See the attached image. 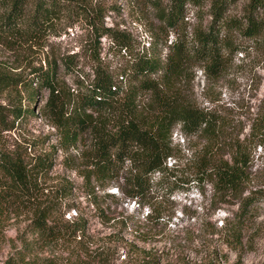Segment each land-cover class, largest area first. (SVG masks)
<instances>
[{
  "label": "trees",
  "instance_id": "trees-1",
  "mask_svg": "<svg viewBox=\"0 0 264 264\" xmlns=\"http://www.w3.org/2000/svg\"><path fill=\"white\" fill-rule=\"evenodd\" d=\"M82 1L0 0V42L9 49L21 51L26 43H39L57 19L77 14L89 21L96 39L109 36L118 52L125 50L128 56L112 67L102 58L100 41L91 42V72L74 90L60 76L62 64L67 69L72 65L73 53L47 56L46 66L30 60L12 66L0 60V95L24 89L33 97L41 88L49 89L41 112L55 126L57 137L51 148L35 146L34 152L0 144V226L11 215L25 213L29 218L19 234L20 245H13L0 264H58L54 254H45L56 239L66 242L68 251L66 262L59 264H160L159 254L139 240L169 225L177 186L206 181L218 200L236 208L220 224L203 220L201 230L216 237L206 242L208 256L202 263L228 264L229 251H235L240 264L253 248L248 230L256 204L264 198V191L252 185L254 155L264 147V94L246 129L244 121L237 123L199 105L186 81L194 78V67L214 80L232 54L264 46V0H244L242 5L241 0H169L165 5L154 0L160 24L152 27L151 53H135L128 33L104 27L102 10L90 13ZM188 4L208 7L210 16L192 31L181 26ZM172 30L177 33L174 39ZM159 44L167 47L164 55L157 50ZM27 110L22 100L0 99V134ZM178 126L190 140H202L188 157L190 171H182L177 160L173 133ZM56 149L65 153L61 162L82 176L99 219L121 225L113 231V243L100 237L101 243L91 246L89 218L73 197L74 181L54 170ZM114 184L117 192L106 189ZM132 199L139 208L148 205L142 220L118 210L119 203ZM71 210L73 215H66ZM130 222L133 237L126 235Z\"/></svg>",
  "mask_w": 264,
  "mask_h": 264
},
{
  "label": "rangeland",
  "instance_id": "rangeland-1",
  "mask_svg": "<svg viewBox=\"0 0 264 264\" xmlns=\"http://www.w3.org/2000/svg\"><path fill=\"white\" fill-rule=\"evenodd\" d=\"M157 1L162 5L169 2V0ZM243 2L244 0H241L239 5ZM82 3L90 13L99 8L102 10L104 27H112L128 33L135 53L152 52V27L160 24L156 16L154 0H83ZM206 11L208 7L199 8L188 4L185 22L181 26L192 31L200 21L206 23L210 19ZM201 17L202 20H200ZM176 36L177 33L172 30L170 39ZM99 39H96L95 33L92 32L89 21L82 15L76 14L70 18L57 19L39 43H26L21 51L9 49L5 43L0 42V60L12 66L29 60L46 66L45 57L47 56L51 58L53 55L58 56L65 52L73 53L72 65L67 69L62 64L60 76L65 84L74 90L82 83L80 81L86 80L88 73L91 72L89 66L91 42L100 41L102 58L112 67H118L128 59L127 52L125 50L118 52L109 36H100ZM157 50L164 55L167 47L159 44ZM230 59L224 72L214 80H207L201 68L194 67L191 73L194 78L186 81V86L189 89L188 92H194L199 105L217 109L237 123L244 121L247 129L248 121L252 116L251 111L256 109L257 103L264 94V46L251 45L243 53L232 54ZM18 69L20 70L21 67ZM48 95L49 89L46 87L41 88L33 97L24 89L8 90L0 95V99L4 102L22 100L23 105L28 107L24 116L15 121L13 128L4 130L0 134L1 145H6L10 149L24 151L27 149V151L34 152L35 146L39 149H48L57 142L55 126L41 112ZM145 98V95L140 97L142 101H145ZM173 137L180 157L172 158L170 162L177 158L182 171H190V164L187 163L188 157L192 156L191 154L200 146L202 140L197 138L190 140L185 137L181 134L179 126L174 130ZM64 155L61 149L54 151V170L67 175L74 181L73 197L76 203H80L87 211L89 218L90 237L88 239L91 246L94 247L97 243H101L100 237L113 243V240H117L115 235L112 237L113 231L119 230L121 225L103 223L99 219L93 210V205L88 200L89 196L82 184V176L77 169L66 167L61 162ZM253 171L252 185L264 191V147L259 146L255 152ZM201 188L205 189L204 193H201ZM106 189L117 192V185H109ZM113 202L116 203L115 199ZM128 202L130 203H119L118 210L123 211L124 214H135V219L142 220L143 212L148 205L139 208L137 203L134 204L133 199ZM216 203H222L220 204L222 207L215 208ZM256 205L248 230V239L252 242L253 248L245 253L240 264H264V198L259 199ZM173 208L175 213L166 229L148 240H139V243L159 254L160 264H203V259L208 256L205 244L216 237L214 234L201 230L203 220L217 221L220 224L223 218L236 208V205L218 200L213 194L212 183L206 181L201 186L196 182L191 186L188 184L177 186L174 192ZM73 213L74 210H71L66 215L71 216ZM28 222L27 214L22 213L17 216L11 215L0 226L1 262L14 250L13 245H20L19 234L25 231ZM132 225L133 223L130 222V227L126 230L128 237L134 236ZM45 254L49 256L54 254L53 258L58 264L66 262L68 258L66 242L56 239L55 242L46 246ZM237 259L235 251H229L228 264H236Z\"/></svg>",
  "mask_w": 264,
  "mask_h": 264
}]
</instances>
